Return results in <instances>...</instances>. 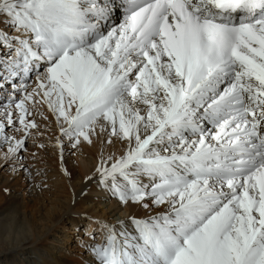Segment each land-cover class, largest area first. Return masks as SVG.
<instances>
[{
  "label": "snow or ice",
  "instance_id": "6c2138e0",
  "mask_svg": "<svg viewBox=\"0 0 264 264\" xmlns=\"http://www.w3.org/2000/svg\"><path fill=\"white\" fill-rule=\"evenodd\" d=\"M41 104L60 172L95 137L98 187L146 213L91 220L83 264H264V0H0L5 163Z\"/></svg>",
  "mask_w": 264,
  "mask_h": 264
},
{
  "label": "bare ground",
  "instance_id": "6f19581e",
  "mask_svg": "<svg viewBox=\"0 0 264 264\" xmlns=\"http://www.w3.org/2000/svg\"><path fill=\"white\" fill-rule=\"evenodd\" d=\"M37 106L45 113L48 120L56 123L55 118L48 112L46 105ZM81 144L85 147L95 165L92 168H87L84 165L77 166L76 164L74 166L71 163L73 161L69 160L64 167L69 176L65 177L59 170L60 163L58 162L56 169L61 178V181L59 180L61 182L60 191L53 195L55 198L47 199L50 201V206L47 205L48 203L46 204V200L40 195L41 191L38 192L37 188L36 190L34 187L23 184L26 179L30 182L33 180H30V178L21 179V176L25 175L24 172L30 175L32 172H36L35 169L30 171L29 165L27 166L24 163L23 173H20L21 171L12 172L8 177L0 175V264H83V262H78L70 256L67 258L61 256L63 254L60 246L62 241L63 245L68 244L70 238L66 237L68 235L66 234L67 230L77 232L79 222L84 223L78 216H75L79 215L75 208H82L86 200H89V197L86 196L88 195L87 191L95 190V186L98 184V174L95 169L100 163L101 142L94 137L91 145L83 142ZM122 147H126V144L122 145L114 141L113 145L104 146V154L106 156L108 154L120 155ZM32 164L34 163L32 162ZM36 165L39 166V163H36ZM86 177H92V179L87 180ZM25 186L28 190L22 192ZM32 188H34L33 191H31ZM92 201L95 207L91 210L87 208L86 211L96 213V209L100 211V208H106L105 211L115 217V209L119 208L118 210L122 213L119 217H115L116 219L114 218L113 221H127L130 213L137 218L146 215L143 209H137L136 206L129 208L121 204L118 205V202L115 205V203L106 204V202L104 203V201L98 199H91ZM60 224L68 225L66 231L64 230L65 233L63 231L59 232L60 228L58 226Z\"/></svg>",
  "mask_w": 264,
  "mask_h": 264
},
{
  "label": "rangeland",
  "instance_id": "374dc122",
  "mask_svg": "<svg viewBox=\"0 0 264 264\" xmlns=\"http://www.w3.org/2000/svg\"><path fill=\"white\" fill-rule=\"evenodd\" d=\"M29 83L34 84V77L32 80L29 81ZM17 99H19V96L17 97ZM27 107L30 109L32 114L26 117V119L36 123L38 125V128L29 130V136L25 141V148L21 149L17 153L18 157L20 155L21 156L19 157V161L14 165L11 162L5 163L3 161L2 154L6 152V146L0 147V175H2L3 177H8L9 175H11V173L13 172L12 171L13 166L17 167L16 171L13 173H17L20 171H21L20 173H23V169L25 167L24 163L27 166L29 165L28 166L29 170L34 171L35 169L36 172L35 171L32 172L31 175L27 174V172H24L25 175H22L21 179L30 178V180L33 179L34 181L31 180L30 182L26 179L23 182V184L25 183L24 185L27 184L29 187H34L35 189L37 188L38 190L37 189L36 190L38 192L41 191L40 195L43 196V199L46 200V204L48 203L47 205L50 206V201L47 199L55 198V196L53 197V195H55L57 192L60 191L59 187L61 185L60 182L61 178L59 177V174L57 173V169H56V164L58 162L60 163L61 166L60 150L55 147L56 139L60 135V133L59 131L57 132L58 127L56 123H53L52 121L48 120L46 118L45 113H43V111L40 110V108L37 105L35 107H33L32 105H27ZM16 126L19 127V124L17 123ZM16 138L18 139L24 138L23 133H16ZM62 143L64 146V157H63L64 167H65V163H67V161L69 160L73 161L71 163H73L74 166L76 164L77 166L84 165L87 166V168H92V166L95 165L94 161L91 159V157H89L87 151L85 150V147L82 146V144L78 145L77 148L73 149L68 146L67 140H64ZM41 144L43 145V147L38 146ZM32 162L34 164H32ZM36 163H39L40 167L37 166ZM21 164L22 166L20 167ZM38 185L40 186V188ZM95 187H96L95 190L87 191L88 192L87 194L88 195L90 194V196L86 195L87 197H89V200H86V203L82 205V208L81 209H79L78 207L75 208V210L79 214L75 216H78L81 219V221L84 222L83 224L79 222L80 225L77 226L76 229L77 232H73L74 230L66 231L68 225L65 226L60 224L58 226L60 228L59 232L61 231L64 232L65 230L66 234H68L66 237L68 239L70 238L68 240V244L63 245L62 243L63 241L60 243L63 254L60 255L65 258L70 256V258H75V260H78V262H83V259H86L87 257H86V253H84L82 248L80 247V242L85 241L90 243L91 241L88 240V237L85 238L86 237L85 232L86 231L92 232L95 230V225H93L90 221L96 219H107L109 222H112L115 217L116 218L119 217L122 213V211L118 210L119 208L115 209L114 212V214H116L115 217H112L113 215L111 216L110 213L106 212L105 211L106 208H100V211L96 209L97 211L96 213L86 211L87 208H90L91 210L93 207H95L93 206L94 202L93 201L91 202V199H98L99 201L101 200L104 201V203L106 202V204L115 203V205H117L118 201L113 199L102 187H98V184ZM34 188H32L31 191H33ZM27 190L28 189L25 186V188L23 187L22 192ZM118 205H120L119 202ZM65 254L66 256H64Z\"/></svg>",
  "mask_w": 264,
  "mask_h": 264
}]
</instances>
